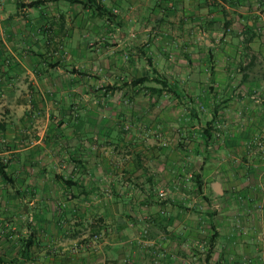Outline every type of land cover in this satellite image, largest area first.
I'll list each match as a JSON object with an SVG mask.
<instances>
[{"label": "crops", "instance_id": "1", "mask_svg": "<svg viewBox=\"0 0 264 264\" xmlns=\"http://www.w3.org/2000/svg\"><path fill=\"white\" fill-rule=\"evenodd\" d=\"M0 5V264H264V0Z\"/></svg>", "mask_w": 264, "mask_h": 264}, {"label": "trees", "instance_id": "2", "mask_svg": "<svg viewBox=\"0 0 264 264\" xmlns=\"http://www.w3.org/2000/svg\"><path fill=\"white\" fill-rule=\"evenodd\" d=\"M228 26H229V23H226L225 24V28H227ZM194 183L196 184L197 189L200 191L202 189V186H203V182L201 180V175H196L195 176ZM211 243H210V245H211Z\"/></svg>", "mask_w": 264, "mask_h": 264}, {"label": "built area", "instance_id": "3", "mask_svg": "<svg viewBox=\"0 0 264 264\" xmlns=\"http://www.w3.org/2000/svg\"><path fill=\"white\" fill-rule=\"evenodd\" d=\"M0 10H2V6L1 5H0ZM158 193H159V196H161V197H163L165 195L164 189L163 190H159ZM98 238L99 237L97 235H95L94 238H93V241L98 240ZM201 247H203V246H201Z\"/></svg>", "mask_w": 264, "mask_h": 264}, {"label": "rangeland", "instance_id": "4", "mask_svg": "<svg viewBox=\"0 0 264 264\" xmlns=\"http://www.w3.org/2000/svg\"><path fill=\"white\" fill-rule=\"evenodd\" d=\"M190 179V178H189ZM200 244H203L202 246H204V247H201V248H203L202 250H206L207 249V243L206 242H203V243H200Z\"/></svg>", "mask_w": 264, "mask_h": 264}]
</instances>
